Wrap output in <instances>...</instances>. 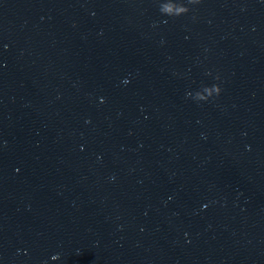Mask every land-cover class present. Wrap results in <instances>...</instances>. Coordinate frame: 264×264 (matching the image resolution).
<instances>
[{
  "label": "water",
  "instance_id": "obj_1",
  "mask_svg": "<svg viewBox=\"0 0 264 264\" xmlns=\"http://www.w3.org/2000/svg\"><path fill=\"white\" fill-rule=\"evenodd\" d=\"M0 264H264V0H0Z\"/></svg>",
  "mask_w": 264,
  "mask_h": 264
}]
</instances>
